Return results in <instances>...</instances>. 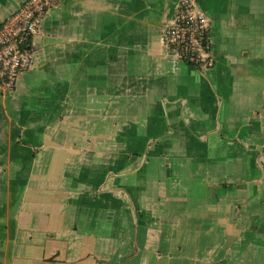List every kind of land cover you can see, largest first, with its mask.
<instances>
[{"label":"crops","instance_id":"crops-1","mask_svg":"<svg viewBox=\"0 0 264 264\" xmlns=\"http://www.w3.org/2000/svg\"><path fill=\"white\" fill-rule=\"evenodd\" d=\"M178 2L48 10L0 93V264H264V0H195L207 71L162 47Z\"/></svg>","mask_w":264,"mask_h":264},{"label":"built area","instance_id":"built-area-1","mask_svg":"<svg viewBox=\"0 0 264 264\" xmlns=\"http://www.w3.org/2000/svg\"><path fill=\"white\" fill-rule=\"evenodd\" d=\"M56 0H26L0 23V93L14 92L34 65V38ZM161 43L170 57L207 71L215 65L211 25L195 0H179L172 21L161 28Z\"/></svg>","mask_w":264,"mask_h":264}]
</instances>
